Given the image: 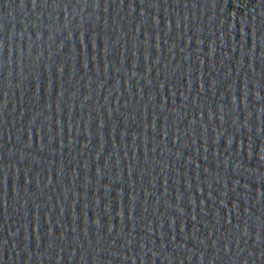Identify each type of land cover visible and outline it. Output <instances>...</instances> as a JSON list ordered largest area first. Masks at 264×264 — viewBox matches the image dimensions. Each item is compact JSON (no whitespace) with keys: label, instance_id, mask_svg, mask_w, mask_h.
Wrapping results in <instances>:
<instances>
[{"label":"water","instance_id":"water-1","mask_svg":"<svg viewBox=\"0 0 264 264\" xmlns=\"http://www.w3.org/2000/svg\"><path fill=\"white\" fill-rule=\"evenodd\" d=\"M0 264H264V0H0Z\"/></svg>","mask_w":264,"mask_h":264}]
</instances>
